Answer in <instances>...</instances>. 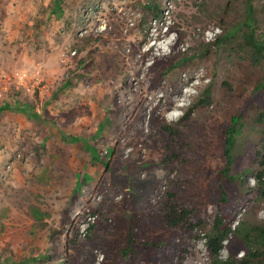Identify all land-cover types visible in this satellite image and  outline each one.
Returning a JSON list of instances; mask_svg holds the SVG:
<instances>
[{
	"label": "rangeland",
	"instance_id": "1",
	"mask_svg": "<svg viewBox=\"0 0 264 264\" xmlns=\"http://www.w3.org/2000/svg\"><path fill=\"white\" fill-rule=\"evenodd\" d=\"M250 4L264 41V0ZM246 11L245 0H0V264H65L66 256L70 264H109L131 219L137 231L165 241L163 264H211L204 231L183 241L162 227L153 206L175 190L209 228L215 172L224 164L221 134L240 111L233 155L244 188L234 189L231 226L264 224L252 121L264 101V72L240 48V31L145 92L154 61L198 54L242 27ZM206 89L209 103L199 107ZM134 111L136 128L124 131ZM153 111L183 133L172 166L161 162ZM172 180L189 185L173 189ZM86 209L97 215L88 239L75 230ZM75 233L76 247L66 250ZM228 253L225 243L220 257Z\"/></svg>",
	"mask_w": 264,
	"mask_h": 264
},
{
	"label": "trees",
	"instance_id": "2",
	"mask_svg": "<svg viewBox=\"0 0 264 264\" xmlns=\"http://www.w3.org/2000/svg\"><path fill=\"white\" fill-rule=\"evenodd\" d=\"M246 1V14L242 27L233 28L232 31L224 32L223 35L217 36L215 41L208 45H202L200 52L196 55L184 57L173 62L171 59H157L152 63L151 76L145 87V92L152 93L157 91L161 86L162 79L166 78L170 72L175 69L185 70L193 65L194 59L206 60L209 55V47L215 43L223 44L228 41L233 31H240L238 36L240 48L249 55L250 64L253 68L264 72V41L257 38L253 26L254 10L250 0ZM160 10L158 5L150 7V14L153 18L159 16ZM99 41L96 40V42ZM93 43V42H92ZM88 43L85 44L79 54L86 51ZM91 50V48L89 49ZM264 90V82L259 85ZM201 99H197L196 104L203 107L209 103L210 94L208 89L204 91ZM264 99V98H263ZM188 112L185 113L187 115ZM137 112L131 113L124 122V131L134 130L138 123ZM182 119H184V116ZM243 111L233 116L230 125L222 131L221 138L223 142V160L224 164L221 169L216 170L215 180L217 182L218 195L212 202V221L207 229V224L199 217V209L184 203L178 193L174 190H167L164 195L156 201L153 210L158 214L162 227L174 235L180 236L183 241H189L197 238L196 233L204 231L205 247L211 259V264H264V224L245 223L242 221L236 229H232V208L234 189H243L244 180L241 175L236 174L234 160L235 136L240 120L243 118ZM253 123L257 127V136L260 139V147L255 150V158L258 170L254 175L255 190L264 201V101L263 105L257 106L253 111ZM150 129L158 136L160 146L158 150L161 153V162L165 165H173L174 160L178 157V151L185 146L183 133L178 125L168 124L154 116V111L150 119ZM118 144L113 149V154L106 164L104 170L108 171L112 163L118 159ZM104 171V172H106ZM170 185L173 189L178 187L186 189L188 182L172 180ZM97 213V212H96ZM99 214V212H98ZM129 230L124 242L117 247L115 256L109 264H163L159 261V254L165 248V241L158 236H147L134 227L133 220H130ZM96 225V224H95ZM94 225V226H95ZM92 226L89 232L94 228ZM89 234L87 235L88 239ZM79 236L75 233L71 238H66L65 249L75 248ZM226 243L229 251L226 258L220 257V252ZM231 248H236L242 253L241 257H236ZM185 251V250H184ZM73 259L66 256L65 264H70Z\"/></svg>",
	"mask_w": 264,
	"mask_h": 264
},
{
	"label": "built area",
	"instance_id": "3",
	"mask_svg": "<svg viewBox=\"0 0 264 264\" xmlns=\"http://www.w3.org/2000/svg\"><path fill=\"white\" fill-rule=\"evenodd\" d=\"M97 215L90 209H86L84 214L75 223V230L81 237H85L90 228L95 224Z\"/></svg>",
	"mask_w": 264,
	"mask_h": 264
}]
</instances>
